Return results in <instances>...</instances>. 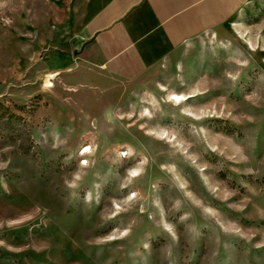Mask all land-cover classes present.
Returning <instances> with one entry per match:
<instances>
[{
    "label": "rangeland",
    "instance_id": "rangeland-1",
    "mask_svg": "<svg viewBox=\"0 0 264 264\" xmlns=\"http://www.w3.org/2000/svg\"><path fill=\"white\" fill-rule=\"evenodd\" d=\"M106 1L0 0V264H264V0L137 81L49 72Z\"/></svg>",
    "mask_w": 264,
    "mask_h": 264
},
{
    "label": "crops",
    "instance_id": "crops-1",
    "mask_svg": "<svg viewBox=\"0 0 264 264\" xmlns=\"http://www.w3.org/2000/svg\"><path fill=\"white\" fill-rule=\"evenodd\" d=\"M253 1L108 0L78 27L69 50L43 63L56 75L86 64L100 77L137 81L174 66L199 39L228 35L231 19Z\"/></svg>",
    "mask_w": 264,
    "mask_h": 264
},
{
    "label": "bare ground",
    "instance_id": "bare-ground-1",
    "mask_svg": "<svg viewBox=\"0 0 264 264\" xmlns=\"http://www.w3.org/2000/svg\"><path fill=\"white\" fill-rule=\"evenodd\" d=\"M176 97H180V96H177V95H174L173 97H172V99L176 102V103H179V102H181L182 100H184V98L183 97H181L182 99H176ZM87 151H84V153H86Z\"/></svg>",
    "mask_w": 264,
    "mask_h": 264
},
{
    "label": "snow or ice",
    "instance_id": "snow-or-ice-1",
    "mask_svg": "<svg viewBox=\"0 0 264 264\" xmlns=\"http://www.w3.org/2000/svg\"><path fill=\"white\" fill-rule=\"evenodd\" d=\"M176 99H182L181 97H176ZM85 151H88V149H85ZM86 163V162H85ZM133 175H136V173H133Z\"/></svg>",
    "mask_w": 264,
    "mask_h": 264
}]
</instances>
